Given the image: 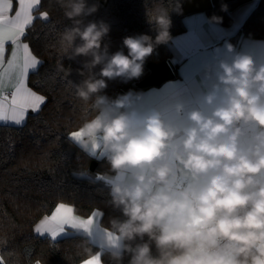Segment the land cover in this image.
<instances>
[{
  "label": "clouds",
  "instance_id": "obj_1",
  "mask_svg": "<svg viewBox=\"0 0 264 264\" xmlns=\"http://www.w3.org/2000/svg\"><path fill=\"white\" fill-rule=\"evenodd\" d=\"M55 2L70 22L57 33L59 51L70 61L85 58L76 70L82 79L68 81L82 106L69 139L103 161L105 203L119 212L103 228L114 239L99 237L103 252H93L87 232L78 247L110 264H264V62L225 41L226 58L205 65L211 82L191 101L144 103L132 89L112 97L108 82L139 80L148 58L171 40L170 12L181 14L182 0L146 9L155 36H125L114 52L111 26L85 23L99 0ZM56 72L70 77L72 69L61 61Z\"/></svg>",
  "mask_w": 264,
  "mask_h": 264
},
{
  "label": "trees",
  "instance_id": "obj_2",
  "mask_svg": "<svg viewBox=\"0 0 264 264\" xmlns=\"http://www.w3.org/2000/svg\"><path fill=\"white\" fill-rule=\"evenodd\" d=\"M244 1L212 0L213 6L205 12L209 18L213 15L221 17L220 23L227 25L230 23L229 12ZM157 3L169 7L171 0H108L105 6L100 3L99 10L85 18V23L106 21L111 26L110 51L114 52L121 47L125 36L140 33L155 36L145 13ZM222 3L227 5L226 11H221ZM41 12H47L48 19L37 17L23 39L40 61L37 69L29 74L27 85L44 96L45 103L21 126L0 124V255L7 264H34L36 259L44 264H81L91 256L78 247L83 235L52 241L35 235L34 224L59 203L72 206L74 213L82 217L97 209L103 211L104 216L100 219L103 228L109 217L118 216L119 212L105 203L108 182L102 174L105 171L103 161L89 158L69 139V133L80 123L82 106L72 95L68 81L82 79L76 70L85 58L70 61L59 51L57 33L70 22L64 18L55 0H41L35 13ZM170 16L171 36L177 35L184 30L182 15L170 12ZM245 38L264 40V0H258L229 40L236 45ZM168 57L167 46H158L146 61L144 75L139 80L110 81L106 93L113 96L129 89L140 92L142 89L137 83L149 74L150 65L168 60ZM61 61L72 69L70 77L56 72V65ZM74 173L81 175L78 177ZM89 245L93 252L99 251L90 240ZM101 259L103 264H110L106 256Z\"/></svg>",
  "mask_w": 264,
  "mask_h": 264
},
{
  "label": "crops",
  "instance_id": "obj_3",
  "mask_svg": "<svg viewBox=\"0 0 264 264\" xmlns=\"http://www.w3.org/2000/svg\"><path fill=\"white\" fill-rule=\"evenodd\" d=\"M257 2L258 0H245L233 8L229 12L230 23L227 25L221 23H209V17L205 11H195L183 15L181 22L184 30L177 35L171 36V40L166 44L169 50L168 60L174 65V77L170 80L162 82L158 86H151L140 90V92L145 94L143 97L144 103H154L172 96H179L186 101H191L192 97L196 93L207 87V85L211 82V73H209V78L206 79L204 71L205 65L211 67L219 59L226 58V54L222 47L223 44L225 41L232 44V42L229 40L230 37L237 33L242 22L255 8ZM33 15L35 17H40V13H35V10ZM22 42L26 43L23 38ZM233 46L235 51L245 52L251 55L257 63L264 62V40L245 38ZM11 52L12 45L8 43L6 44L5 61H7V59L10 57ZM33 71H30V73ZM6 91H8L10 94L12 91L11 86H9ZM34 113L36 112L29 111L23 124L26 122L28 117ZM0 124L16 126L14 124H5L3 122H0ZM103 176L108 182L109 177L105 175ZM74 214L77 215L76 213ZM90 214H92V212ZM45 216L41 217L34 224L33 232L39 237H46L52 240L47 232L43 235H38L34 231L35 227ZM100 219L101 218L97 217L96 221V224L99 226H101ZM101 228L103 229L102 226ZM77 234L83 235V232H78L75 229L65 226V231L58 234L52 241H57ZM102 235L103 234L98 236L96 230L93 229L92 235L89 236L90 241L99 247L100 252L104 251L103 240L99 238ZM91 257L93 256H90L87 259H90Z\"/></svg>",
  "mask_w": 264,
  "mask_h": 264
},
{
  "label": "snow or ice",
  "instance_id": "obj_4",
  "mask_svg": "<svg viewBox=\"0 0 264 264\" xmlns=\"http://www.w3.org/2000/svg\"><path fill=\"white\" fill-rule=\"evenodd\" d=\"M41 4V0H0V122L21 126L29 111L37 112L46 98L33 92L27 86L30 71L37 69L40 61L32 54L28 43L22 38L37 19L33 15ZM39 19L47 20L48 13L41 12ZM12 45L10 57L5 61L6 44ZM11 86L12 91H6ZM77 135V134H73ZM74 208L59 203L35 227L38 235L48 233L54 240L56 236L65 231V226L79 229L92 235L93 229L97 235H106L114 239L111 233H106L96 224V210L87 218L74 214ZM0 264H7L3 255H0ZM82 264H101L99 255L85 259Z\"/></svg>",
  "mask_w": 264,
  "mask_h": 264
},
{
  "label": "water",
  "instance_id": "obj_5",
  "mask_svg": "<svg viewBox=\"0 0 264 264\" xmlns=\"http://www.w3.org/2000/svg\"><path fill=\"white\" fill-rule=\"evenodd\" d=\"M108 0H99L102 5H106ZM231 0H222L228 2ZM212 0H184L182 12L180 15H185L195 11H206L212 7ZM174 77V65L169 60H163L150 65L149 74L137 83L138 88L143 89L151 86H158L162 82L170 80ZM124 91L116 92L122 94Z\"/></svg>",
  "mask_w": 264,
  "mask_h": 264
}]
</instances>
